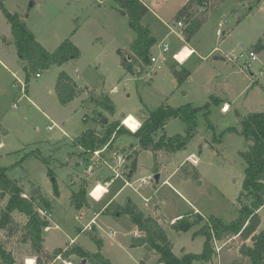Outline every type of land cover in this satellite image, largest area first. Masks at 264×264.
<instances>
[{
  "label": "rangeland",
  "instance_id": "obj_1",
  "mask_svg": "<svg viewBox=\"0 0 264 264\" xmlns=\"http://www.w3.org/2000/svg\"><path fill=\"white\" fill-rule=\"evenodd\" d=\"M168 1L143 20L156 39L151 52L157 61L129 73L122 66L120 51L130 50L137 35L129 15H123L114 0H5L7 10L18 12L48 51L67 39L80 49L77 60L52 66L40 72V77L33 73L29 80L11 25L0 11V167L8 169L9 178L22 185L24 196L38 210L50 211L44 250L52 256L62 254L57 264H98L95 258L73 253L78 249L94 256L100 252L113 264H156L158 254L131 244L130 238L142 233L126 215L130 205L163 225L172 251L179 257L203 252L206 237L198 232L208 219L229 224L239 216L247 147L240 134L226 130L238 128L237 113L245 117L264 112V0H225L216 7L217 1H210L206 7H195V18L206 21L191 28L185 21L178 26L180 0ZM164 45L169 46L168 52L163 51ZM184 46L194 49L192 56ZM176 54L180 62L174 58ZM215 56L225 60H214ZM181 69L188 74L183 82L177 77ZM61 72L81 87V94L66 106L59 102L55 89ZM90 93L109 95L114 115L97 109L88 100ZM163 105L206 109L213 130H208L207 121L200 116L186 149L173 155L160 152L155 157L125 135L99 157L94 153L85 159L71 157L81 149L75 145L76 139L87 130L100 133L104 118L107 125L125 126L122 115H129L125 123L135 131L138 122L140 128L141 121ZM164 130L168 137L186 135V124L171 120ZM107 165L126 175L132 186H126L122 178L114 179ZM90 167L93 171L89 173ZM112 178L102 201L90 197L93 187ZM141 179L146 184L141 185ZM83 188L89 207L77 209L71 198ZM34 189L39 190L38 197L31 195ZM102 191L104 187L99 185L94 196L99 198ZM114 196L115 203L108 208ZM40 197L51 206L46 209ZM6 202L0 201V218ZM117 213L122 216L116 217ZM259 214L258 233L264 231V206ZM181 219L193 225L187 231L175 230L173 224ZM14 220L16 232L9 236L0 229V243L17 264H24L27 258H36L39 264L42 260L23 240L21 228L26 219L16 212ZM241 245L239 237L219 241L223 250L217 254L214 249L216 254L205 264H253L240 255Z\"/></svg>",
  "mask_w": 264,
  "mask_h": 264
},
{
  "label": "trees",
  "instance_id": "obj_2",
  "mask_svg": "<svg viewBox=\"0 0 264 264\" xmlns=\"http://www.w3.org/2000/svg\"><path fill=\"white\" fill-rule=\"evenodd\" d=\"M114 1L120 11H125L129 15L130 27L137 35L130 50L120 51L123 57V68L129 73H134L135 70H141L142 67L152 64L151 51L156 44V39L151 34L149 25L143 23L149 9L141 0ZM210 1H217L214 4L216 7L225 0H188L187 4L179 11L177 20L181 23L185 21L190 28L193 25L201 26L206 19L199 21L195 18V7H206ZM0 11L11 25L14 44L24 66L27 80L33 73L41 74L40 72L48 70L52 66H63L80 57V49L70 39L65 40L56 50L48 51L37 40L26 20L19 13L7 10L5 0H0ZM190 28L188 27L185 31L188 40L191 37ZM185 72L182 69L177 72L180 82L187 79L188 74ZM55 89L59 102L64 106L73 102L81 94V87L66 72L60 73ZM88 100L93 102L97 109L101 108L108 114L114 115L115 107L109 95L103 94L101 97H96L90 93ZM200 116L207 121L208 130H213V125L207 118L206 109L191 106L172 108L163 105L152 112L147 120L141 121V127L136 132H131L120 123L106 125L100 133L95 130H87L76 139L75 145L81 149L78 153L71 154V157L77 156L85 159L95 151L108 149L115 139L125 135L135 138L142 150L151 151L155 157H158L160 152L173 155L186 149L195 135ZM175 119H181L186 124V135L168 137L165 134L164 129L167 123ZM226 132L240 134L247 147L243 153L247 167L243 188L238 199L239 216L229 224L218 218L208 219L198 232L206 237L204 250L201 254L176 256L172 251L163 225L156 218L145 215L135 206L130 205L125 210L131 223L142 233L141 236L131 239L132 246H145L154 251L159 255L156 264L208 263L216 254L213 248V237L219 241L228 237H239L242 241L239 248L240 255L249 257L253 264H264V231L258 233L261 226L259 210L264 206V112L249 113L243 117L238 128H229ZM7 171V168L0 167V201L7 199L6 206L1 213L0 229L8 233L9 236L13 235L16 232L14 213L22 214L26 219L21 228L24 233V242H29L34 255L42 260L39 264H50L55 256L44 250V233L50 227V222L46 217L41 216L35 203L24 196L22 185L9 178ZM40 198L46 209L51 206L48 200ZM71 204L77 209L89 207L84 188L80 193L72 195ZM116 215V217L122 216L120 213ZM191 225L193 224L182 223L181 219L173 224V227L177 231H187ZM248 241L251 244H247ZM75 252L83 258H95L98 264H113L100 252L95 256L83 249L73 251V253ZM59 253L57 252L56 255ZM0 260L1 264H17L13 255L7 252L1 243Z\"/></svg>",
  "mask_w": 264,
  "mask_h": 264
},
{
  "label": "built area",
  "instance_id": "obj_3",
  "mask_svg": "<svg viewBox=\"0 0 264 264\" xmlns=\"http://www.w3.org/2000/svg\"><path fill=\"white\" fill-rule=\"evenodd\" d=\"M178 26L179 27H181V26H183V23H181V22H179L178 23ZM172 30V29H171ZM183 50V49H182ZM163 51L164 52H168L169 51V46L168 45H164L163 46ZM193 53H194V51L192 50L191 51V53H190V56H192L193 55ZM174 58H176V55L174 56ZM251 58L254 60L256 57H255V55L252 53L251 54ZM157 60H156V58L155 57H152V62H156ZM180 62V61H179ZM37 77H40V74H37L36 75ZM19 84L23 87V86H25L24 85V83L23 82H19ZM227 110H225V108H224V112H226ZM123 124H124V121H123ZM125 125V124H124ZM126 126V125H125ZM140 126V125H139ZM133 132H135V131H133ZM107 148H104V149H102V150H99V151H95L94 152V154H95V156H97V157H99L100 156V154H103L104 152H105V150H106ZM112 171H113V173H114V179L115 178H122L125 182H126V186H132L131 185V183H130V181L127 179V178H125V176L126 175H124L123 176V174H121V173H119L117 170H115V169H113L110 165H107ZM93 171V168L92 167H90L89 169H88V172L90 173V172H92ZM128 177H129V175H128ZM114 180H112V182H113ZM140 184L141 185H144V184H146V181L144 180V179H141L140 180ZM108 185V184H107ZM98 187V184L95 186V187H93V189L91 190V192H90V197L92 198V199H95V200H101L107 193H108V190L106 189V187L104 186V192L101 194V196H100V198H96V197H94V195H93V193L95 192V190H96V188ZM26 197V196H25ZM148 203H149V200H146L145 201V205L146 206H148ZM39 213L41 214V216L42 217H46L48 220L50 219V217H51V213H50V211L49 210H39ZM213 246H214V249H215V251H216V253L217 254H220L221 253V251L223 250V246H219V240L218 239H216L215 237H213ZM56 258L53 260V262H52V264H57L56 262L57 261H60V260H62V254L61 253H59L57 256H55ZM30 262H32V264H37V260H36V258H27L25 261H24V264H30ZM66 264H68L67 262H65Z\"/></svg>",
  "mask_w": 264,
  "mask_h": 264
},
{
  "label": "crops",
  "instance_id": "obj_4",
  "mask_svg": "<svg viewBox=\"0 0 264 264\" xmlns=\"http://www.w3.org/2000/svg\"><path fill=\"white\" fill-rule=\"evenodd\" d=\"M147 7H148V9H149V13L150 12H153V13H156L155 11H158V10H162L164 7H165V5H167L168 4V0H151V2H150V4H147L144 0H141ZM187 2H188V0H185V1H182L181 2V0H180V5L182 6L181 7V9L187 4ZM12 12V11H11ZM16 12V11H15ZM18 13V12H17ZM158 15V14H157ZM150 27V26H149ZM184 42H185V40H184V38L182 37L181 38ZM186 47H188V46H184V48H186ZM183 48V49H184ZM189 49H190V53H191V51L193 50L194 51V49L193 48H191V47H188ZM189 57H190V55H189ZM0 63H2V61L0 60ZM5 66V65H4ZM6 68V67H5ZM7 69V68H6ZM5 69V70H6ZM15 75V74H14ZM225 107H228L227 105L225 106ZM225 110H227L226 108H225ZM127 117V116H126ZM2 145V144H1ZM191 161V160H190ZM112 172V171H111ZM113 173V172H112ZM114 174V173H113ZM130 177V176H129ZM112 180H114L113 178L110 180V181H108V182H104V184H101L100 183V185H102L103 187L105 186L106 187V189L107 190H109V186H110V182H112ZM166 182V181H165ZM108 184V185H107ZM121 190H123V188L121 189ZM108 194V193H107ZM106 194V195H107ZM106 195L101 199V200H95L96 202H100V201H102L105 197H106ZM118 195V194H117ZM115 197L116 196H114V198L113 199H111L108 203L110 204L109 206H108V208L110 207V206H112L114 203H115V201H114V199H115ZM108 208H106V211H107V209ZM158 216H160V213H159V215ZM93 221V220H92ZM88 229H90V228H88ZM84 230V229H83ZM85 231H86V229H85ZM88 231V230H87ZM129 234V233H128ZM110 235L111 236H114V233L113 232H110ZM137 236V235H136ZM132 238V237H131ZM131 238H130V241H131ZM14 257V256H13ZM17 260V259H16Z\"/></svg>",
  "mask_w": 264,
  "mask_h": 264
},
{
  "label": "water",
  "instance_id": "obj_5",
  "mask_svg": "<svg viewBox=\"0 0 264 264\" xmlns=\"http://www.w3.org/2000/svg\"><path fill=\"white\" fill-rule=\"evenodd\" d=\"M122 14H123V15H126V12H125V11H122ZM219 59H220V60H223V61L225 60V58H220V57H218V56H215V57H214V60H219ZM237 115H238V122L241 123V122L243 121V117H240L238 113H237ZM122 117H123V119H125V118H126V115L123 114ZM107 123H108V120H107L106 118H104V119L102 120V124L104 125L103 127H105V126L107 125ZM159 180H160V175L157 174V175L155 176V181L158 183ZM31 195L38 197V196L40 195L39 190H38V189H34V190H32ZM159 213H160V212H159Z\"/></svg>",
  "mask_w": 264,
  "mask_h": 264
},
{
  "label": "bare ground",
  "instance_id": "obj_6",
  "mask_svg": "<svg viewBox=\"0 0 264 264\" xmlns=\"http://www.w3.org/2000/svg\"><path fill=\"white\" fill-rule=\"evenodd\" d=\"M187 53H189V50L188 49H186L185 50ZM180 53V52H179ZM178 53V54H179ZM178 54H176V59H177V56H178ZM189 58V57H188ZM178 60V59H177ZM179 61V60H178ZM228 107H226V109H227ZM129 118V115L124 119V124L126 125V123H125V121L127 120ZM139 125H140V123L138 122V128H137V130L139 129ZM129 129H131L128 125H126ZM132 131H134L133 129H131ZM137 130H135V131H137ZM100 184H98V186H99ZM98 188V187H97ZM96 188V189H97ZM96 191V190H95ZM104 191H102V193H103ZM93 195H94V193H93ZM101 196V195H100ZM95 197V196H94ZM100 198V197H99ZM98 199V198H97ZM30 264H32V262H30ZM69 264V263H68Z\"/></svg>",
  "mask_w": 264,
  "mask_h": 264
},
{
  "label": "clouds",
  "instance_id": "obj_7",
  "mask_svg": "<svg viewBox=\"0 0 264 264\" xmlns=\"http://www.w3.org/2000/svg\"><path fill=\"white\" fill-rule=\"evenodd\" d=\"M136 132V131H135Z\"/></svg>",
  "mask_w": 264,
  "mask_h": 264
}]
</instances>
